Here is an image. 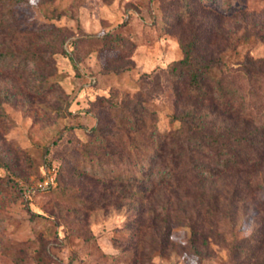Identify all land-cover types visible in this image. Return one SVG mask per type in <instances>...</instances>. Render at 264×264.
Returning a JSON list of instances; mask_svg holds the SVG:
<instances>
[{
	"label": "rangeland",
	"instance_id": "obj_1",
	"mask_svg": "<svg viewBox=\"0 0 264 264\" xmlns=\"http://www.w3.org/2000/svg\"><path fill=\"white\" fill-rule=\"evenodd\" d=\"M188 1L190 29L216 41L218 76L264 118V0ZM181 5H13L21 32L6 39L40 64L15 72L0 62V264H264V208L255 204L264 202V162L250 176L229 171L181 187L102 178L87 162L105 149L101 134L134 156L112 135L120 109L140 104L160 131L175 126L168 70L182 56L180 34L191 37ZM115 35L123 45L107 48Z\"/></svg>",
	"mask_w": 264,
	"mask_h": 264
},
{
	"label": "trees",
	"instance_id": "obj_2",
	"mask_svg": "<svg viewBox=\"0 0 264 264\" xmlns=\"http://www.w3.org/2000/svg\"><path fill=\"white\" fill-rule=\"evenodd\" d=\"M20 1L0 0V62L15 72L32 71L34 65L40 64L32 56H16L6 39L21 32L14 25L17 16L13 8ZM180 2L179 19L185 20L182 31H189L191 37L183 41L180 34L182 56L173 60L168 70L177 104L168 121L175 126L160 131L151 122L155 112L140 104L114 113L112 135L119 142L122 136L126 138L134 156L126 154L123 146H112L101 134L99 141L105 149L87 162L102 178L125 176L128 182L181 187L191 182L205 185L229 171L239 177L250 176L263 167L264 118L249 110V100L233 79L218 76L215 56L219 50L213 47L216 41L210 34L200 36L197 30L190 29L193 13L189 1ZM115 45H123L118 35L105 43L109 49ZM55 85L49 82L46 87L51 90ZM101 127L96 126L94 132ZM258 187L264 195V184ZM3 197L0 191V201ZM255 204L264 208L262 201Z\"/></svg>",
	"mask_w": 264,
	"mask_h": 264
}]
</instances>
